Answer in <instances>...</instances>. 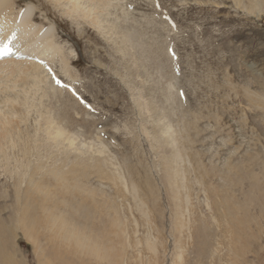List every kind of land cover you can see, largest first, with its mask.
<instances>
[{
    "label": "rangeland",
    "instance_id": "374dc122",
    "mask_svg": "<svg viewBox=\"0 0 264 264\" xmlns=\"http://www.w3.org/2000/svg\"><path fill=\"white\" fill-rule=\"evenodd\" d=\"M28 7L31 43L0 29L41 65L0 78V264H264V0Z\"/></svg>",
    "mask_w": 264,
    "mask_h": 264
},
{
    "label": "bare ground",
    "instance_id": "6f19581e",
    "mask_svg": "<svg viewBox=\"0 0 264 264\" xmlns=\"http://www.w3.org/2000/svg\"><path fill=\"white\" fill-rule=\"evenodd\" d=\"M15 2H16V0H0V26H2V27H0V29L4 28L5 32H10V31L12 32L15 29V32L17 34H20V35L23 34L24 38H30V40L28 42L31 43L32 37H30V34H31V32L35 33L36 30L34 31L35 27L32 26L31 20H29V17H30L29 8L30 7L26 8V10L24 12L22 11L20 13L21 15H19V16L17 15L16 16V14H14V13H16V11H15ZM76 7H78V6H77L76 3H74V9H76ZM11 32H10V34L7 33L8 34V37H7L8 39L11 36ZM15 32H14V34H15ZM47 33H49V30L47 31ZM36 34L37 33H35L34 36ZM48 37H50V36H48ZM36 38L37 37H34L33 39L36 40ZM52 39H54V38H52ZM50 41H51L50 38H49V41L48 40L46 41L47 45H48L49 48H53L55 45H53V43H51ZM16 43L17 42L14 43L15 45L14 44L13 45L8 44V46L7 45H5V46H7L10 49V51L13 52V50L14 51L17 50L16 49ZM1 44H3V43H1ZM20 44L21 43H19V45ZM25 45L27 47H25ZM25 45H24L25 48H22L21 51H24L26 48L29 47L28 43L25 44ZM0 48H2V47H0ZM20 48H21V46H20ZM61 60H62L63 64L66 61L65 58H62ZM66 65H68V64H66ZM40 67H41V65L36 64V63L34 65L31 64V63L28 65L26 63V61H19L18 59L16 60V59H12V58H6V59H3V60H0V78L1 77H5L6 78L7 76H3V75H5L8 72H10L11 74H17V73L21 74V76H23L25 79L28 80V79H30L32 77L34 78V75L37 73V70L40 69ZM65 67H67V66H65ZM3 73H5V74H3ZM7 79H8V77H7ZM14 81H16V80H14ZM14 83H16V82H14ZM0 129L3 130V132H4L3 134L5 135V133H6L5 130H4L5 129V123L3 122L1 117H0Z\"/></svg>",
    "mask_w": 264,
    "mask_h": 264
},
{
    "label": "snow or ice",
    "instance_id": "6c2138e0",
    "mask_svg": "<svg viewBox=\"0 0 264 264\" xmlns=\"http://www.w3.org/2000/svg\"><path fill=\"white\" fill-rule=\"evenodd\" d=\"M10 49L7 46H3L2 48H0V55H7L9 54Z\"/></svg>",
    "mask_w": 264,
    "mask_h": 264
}]
</instances>
